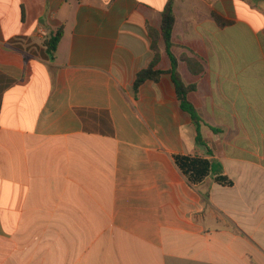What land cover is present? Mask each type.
Masks as SVG:
<instances>
[{
  "label": "crops",
  "instance_id": "0c3cea01",
  "mask_svg": "<svg viewBox=\"0 0 264 264\" xmlns=\"http://www.w3.org/2000/svg\"><path fill=\"white\" fill-rule=\"evenodd\" d=\"M167 1L0 0V264H264V0L174 2L213 155L168 73ZM154 44L165 73L136 94ZM174 155L232 185H191Z\"/></svg>",
  "mask_w": 264,
  "mask_h": 264
},
{
  "label": "trees",
  "instance_id": "16d2710c",
  "mask_svg": "<svg viewBox=\"0 0 264 264\" xmlns=\"http://www.w3.org/2000/svg\"><path fill=\"white\" fill-rule=\"evenodd\" d=\"M174 2L175 0H168L167 4L162 13V24H161V37L165 42L166 52L171 59V69L168 73L171 74L172 80L174 82L178 100L182 110L188 112L192 118L193 124L197 128L196 141L199 145L206 147L207 155H213L212 150L204 141L200 127L203 123V119L199 115L198 111L188 100V94L196 89L194 84L188 85L183 80L181 74L178 71V59L171 52L172 48V35L175 25V13H174ZM215 19L220 26L230 25L231 22L224 20L221 16L214 15ZM64 35V27L61 26L53 32L49 39L45 40L44 45L46 46V51L48 57L51 60L55 59V54L58 49V45L62 40ZM157 44H154L155 56L150 63V65L140 71L137 74L136 80L134 82V91L137 94L140 86L146 81L158 82L161 76L165 73L164 71L156 69V66L160 60V54L157 49ZM217 131V130H216ZM174 161L176 166L182 172V174L187 178L191 185H196L206 179L209 175H215V180L222 185H232V181L225 175H223V169L219 162L210 160L206 157L193 156V155H174Z\"/></svg>",
  "mask_w": 264,
  "mask_h": 264
},
{
  "label": "rangeland",
  "instance_id": "374dc122",
  "mask_svg": "<svg viewBox=\"0 0 264 264\" xmlns=\"http://www.w3.org/2000/svg\"><path fill=\"white\" fill-rule=\"evenodd\" d=\"M49 39V38H48ZM187 84V83H186ZM188 85H191V84H188Z\"/></svg>",
  "mask_w": 264,
  "mask_h": 264
}]
</instances>
